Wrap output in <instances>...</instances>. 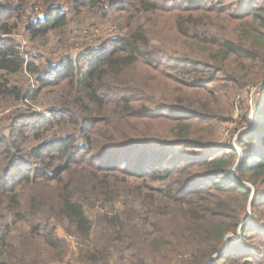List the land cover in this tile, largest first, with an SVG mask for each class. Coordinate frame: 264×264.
Segmentation results:
<instances>
[{
    "label": "trees",
    "instance_id": "16d2710c",
    "mask_svg": "<svg viewBox=\"0 0 264 264\" xmlns=\"http://www.w3.org/2000/svg\"><path fill=\"white\" fill-rule=\"evenodd\" d=\"M76 1L101 5L99 0ZM119 1H113L112 7L118 6ZM157 1L130 3L142 13L165 8L163 14L197 11L218 17L225 12L222 8L205 6L202 0H164L168 2L165 5ZM251 6L244 17L242 13H228L238 20L252 16L264 25V8H257L256 3ZM14 8L11 0L0 6V105L7 97L15 100L24 97L23 89L10 79L24 69V59L11 37L16 26L11 27L3 20ZM66 22L67 14L55 5L43 17L31 21L27 29L34 37L45 36ZM136 22L127 24L124 36L90 48L80 58L71 57L41 70L40 87L62 88L66 91L62 94L64 100L49 112L14 117L9 136L0 131V211L7 210L15 224L22 222L29 226L30 237L38 243L36 249L23 253L22 258L14 255L13 259V249L6 241L7 230L4 234L0 232V264L64 261L67 249L55 228L50 227L52 220L67 222L76 235L87 241L94 223L85 200L87 204L114 202L121 193L131 199L128 211L103 214L100 239L81 247L84 261L207 264L221 252L225 236L242 224L241 215L251 196L249 189L231 179L234 165L237 179H248L256 185V198L264 196V126H258L254 134H243L239 149L233 148L231 152L222 148L219 153H200L190 159L167 147L186 145L206 150L202 136L194 131L198 122L208 116L202 112L205 107L200 100L184 95L206 94L219 74L229 71L224 66L227 62L232 59L250 62L256 55L247 46L225 36L208 40L199 34L189 35L192 27H184L178 21L177 30L191 39L190 46L204 50L202 59L216 55L214 61L218 65L191 58L166 59L170 54L154 47L145 24ZM207 52L210 55H205ZM165 65L187 73L209 74L210 79L199 84L181 82L182 98L173 97L179 106L163 103L155 111L150 107L156 103L152 92L160 91L157 84L168 85L163 77L169 78L163 73ZM142 67L151 76L154 72L151 79L137 81L129 77ZM28 71L37 74L39 68L30 64ZM161 93L166 97L169 91ZM256 116L257 122L262 119L264 123V107L256 111ZM29 125V131L33 132L25 135L23 130ZM65 125L73 126L74 132L43 136L56 126ZM173 134L175 139L171 141H149L151 136ZM29 135L36 143L23 153L22 141ZM119 175L123 176L124 185L116 182ZM155 182L167 184L157 187L153 185ZM216 193H228L230 197L224 199ZM252 205L259 209L264 206V199ZM131 215L133 221H127ZM246 226L244 236L249 230ZM238 248L237 245L230 248L225 258L234 261L240 255L233 253Z\"/></svg>",
    "mask_w": 264,
    "mask_h": 264
},
{
    "label": "rangeland",
    "instance_id": "374dc122",
    "mask_svg": "<svg viewBox=\"0 0 264 264\" xmlns=\"http://www.w3.org/2000/svg\"><path fill=\"white\" fill-rule=\"evenodd\" d=\"M113 1L116 0H99V4L103 5L102 7L98 4L81 3L76 0H11V5L15 8L5 14L3 20L7 21L11 27L16 26L13 28L11 37L18 45L21 57L24 59V69L19 73L12 74L10 79L13 85L23 89L24 97L20 100L7 97L0 105L1 132L9 136L14 117H28L35 112H49L64 100L62 94H66V91H63L62 88L58 86L40 87L38 80L42 77L41 70L43 71L44 68L54 66L60 61L71 57L80 58L86 50L104 45L112 38L124 36L128 31L127 24L134 21H138L136 22L137 25L145 24L146 33L151 37L153 46L160 49L161 53L170 54V56H166V59L173 57L182 61L191 58L197 62L205 60L213 66L218 65L214 61L216 55L202 59L204 50L190 46L192 44L191 39H187L188 37H184L177 30L176 24L178 21L183 23L184 27L187 25L192 27L189 30V35L199 34L202 38L208 40L212 37L225 36L247 46V49L256 55L255 60L250 62L243 60L245 63H241L236 59L227 62L224 66L229 71L220 73L218 80L209 85L206 94L196 95L195 92H187L188 94L184 95L187 99L200 100L201 105L205 107L202 112L208 116L198 122L194 127V131L202 136V142L206 143V147H203V149L206 150L186 145L178 147L168 145V148L177 151V153H182L190 159H195L200 153L202 155L219 153L222 148L231 152L233 148L239 149V140L243 134H254L257 132L258 126H261V128L264 126L262 119L257 122L256 118V111L264 107V25L252 16L247 15L245 18L238 20L233 19L229 14L242 13V17H244L245 14L250 12L248 9L252 7V4L256 3L257 8H264V0H202V3L207 7H217L225 10L218 17L197 11H169L171 13L163 14L165 8H163V11L142 13L133 7V4L130 3L132 0H121L118 6L112 7ZM157 2L160 5L168 3L164 0H158ZM4 3H7V0H0V6ZM105 4L107 7H104ZM55 5L61 6L67 14L65 26L53 29L45 36L34 37L27 29V25L31 21L43 17L44 12ZM228 11L230 12L228 13ZM17 13H20L19 16H17ZM188 21L192 22L188 23ZM205 55L210 54L207 52ZM30 64H35L39 68V73H30L28 71ZM241 65L247 66V68L245 69ZM164 67L165 72L163 71V73L168 75L169 78H166L167 76L163 77L167 79L166 83L168 85L157 84L156 87L160 91L152 92L156 103L151 104L150 107L155 111H159L161 109L160 104L163 103L179 106L176 100L182 98V93L179 90L181 89V82L199 84L210 79L207 78L209 74L187 73L177 68L169 69V65ZM153 75L154 72H152ZM152 76L142 67L135 69L129 77H133L137 81H145L151 79ZM161 91H169V94L173 92L170 94L172 97L169 94H166V97L163 96L164 94ZM173 97L176 100H173ZM202 112L200 111V114ZM178 113L191 114L188 111H178ZM72 127L71 125L56 126L54 130L43 136L68 134L74 132ZM30 128V125L25 126L23 130L26 132L25 135L32 134L33 131L30 132ZM173 136L174 134L170 137L151 136L149 141L156 143L171 141L175 139ZM35 143L36 141L29 135V138H26L24 142L22 141L23 153L28 152ZM12 153H15V151ZM235 168L234 165L231 179L238 181L249 189L251 196L246 211L241 215L242 224L235 232H229L225 236L221 244V252L213 255L207 264H264V206L254 209L252 205L253 202L264 199V196L256 198L254 196L257 192L256 185L248 179H237ZM124 181L122 175L117 176L116 182L119 186L124 185ZM128 182L133 181L128 180ZM165 184L167 182L153 183L157 187H163ZM216 195L224 199L230 197L228 193H216ZM130 200L129 196L122 193L114 202L99 201L87 204L85 200L87 213L94 223L91 238L87 241L76 235L73 228H69L67 222L52 220L50 227L55 228L56 235L62 239L67 249L64 261L57 260L52 263L89 264L82 258L81 247L100 239L104 228L102 224L104 213L116 215L120 211H128L131 205ZM12 219L7 210L0 211V232L4 234L3 231L7 230L6 241L13 249V259L14 255L22 258L23 253H29L31 249H36L38 243L35 238L30 237L29 226L22 222L15 224ZM126 220L131 221L132 215ZM246 224L249 230L244 236L243 231ZM236 245L239 248L233 253L236 252L240 255L234 261L225 258L230 248ZM56 252H59V250ZM111 264H117V262L112 260Z\"/></svg>",
    "mask_w": 264,
    "mask_h": 264
}]
</instances>
